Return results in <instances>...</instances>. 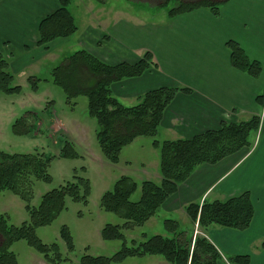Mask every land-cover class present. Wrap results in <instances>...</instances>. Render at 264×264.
<instances>
[{
    "label": "trees",
    "instance_id": "obj_1",
    "mask_svg": "<svg viewBox=\"0 0 264 264\" xmlns=\"http://www.w3.org/2000/svg\"><path fill=\"white\" fill-rule=\"evenodd\" d=\"M229 0H165L152 8L166 9L170 18L206 8L213 15L220 14V7ZM59 8L46 16L39 26L37 45L48 48V44L58 38H69L78 30L76 19L71 12L73 0H59ZM174 3V5H170ZM156 9V10H155ZM227 47L231 51V64L253 78L259 77L262 65L251 60L239 43L229 40ZM10 55L0 51V91L6 94L19 93L21 86L14 85L15 76L10 71ZM155 68L153 54L146 51L135 63L107 64L90 52L79 49L67 55L64 60L51 70L52 81L61 87L68 100L80 95L88 97V111L96 119L97 140L106 158L112 163H119L124 147L137 137L154 138L153 146L160 150L161 183L147 178L141 183V198L132 201L139 185L129 176L119 177L114 187L103 193L101 207L114 212L125 219L124 224H107L102 230L104 240L124 241L121 249L111 257L84 255L79 264H112L125 261L133 256L163 257L170 264H220L221 255L207 240L198 235L192 249L193 235L181 228L179 221L166 219L164 227L169 233L142 235L141 241L133 239L127 245L123 229L133 230L143 226L154 217L164 202L173 195L179 184L187 180L194 169L201 164H215L225 157L251 146V136L259 130L261 116L253 115L247 121H223L219 129L207 130L192 138L165 140L156 137L159 132L164 112L179 91L190 92L187 88L161 87L150 90L140 96L134 106L122 104L112 92L111 85L124 79L140 77ZM28 81L33 90H37L40 79L30 76ZM264 108V94L258 97ZM38 121L34 112H27L15 124V129L27 133ZM61 151L63 157H78L75 145L65 141ZM51 159L44 154H19L0 151V191L9 190L26 203L30 220L19 226L9 223L8 218L0 215V264H18V258L12 245L26 240L29 245L44 255L49 264H63L64 257L56 243L45 244L36 234V229L53 223L66 206V199L88 203L91 183L88 178L75 174L72 181L42 195L38 206L31 205L34 197L35 180L50 181L48 172ZM185 211L193 223H199L207 230L211 225H218L234 230H247L254 217V207L248 192L226 201H205L203 204L191 203ZM61 238L69 251L74 250L73 237L67 226L61 230ZM264 248V242H263ZM192 249V250H191ZM231 263L249 264L248 255L230 256Z\"/></svg>",
    "mask_w": 264,
    "mask_h": 264
},
{
    "label": "crops",
    "instance_id": "obj_2",
    "mask_svg": "<svg viewBox=\"0 0 264 264\" xmlns=\"http://www.w3.org/2000/svg\"><path fill=\"white\" fill-rule=\"evenodd\" d=\"M78 1L73 0L70 7L78 31L69 38L53 40L46 48L37 45L39 26L59 8V0H0V51L9 48L8 44L20 51L18 57L5 51L10 55V71L24 78L28 67L37 61L51 60L56 54L64 60L74 47L111 65L135 64L150 51L154 69L140 77L114 82L111 89L126 106L136 105L140 96L153 89L190 90L179 91L166 108L157 135L160 142L192 138L219 129L223 121L241 122L253 115L262 116L249 148L215 164L198 165L160 209L166 212L164 218L183 222V229L192 230L194 238L196 223L187 215V205L226 201L248 192L254 217L247 230L211 225L201 231L220 253V264H231L226 256L238 255H248L249 264H264V112L258 102L264 94V0H229L221 5L219 15L199 8L174 18L164 9L155 15L143 6L141 13L150 17L119 18L109 25L95 23L92 17L81 22L76 12L82 8L87 12L88 8L92 14L93 8L79 1V9ZM87 2L91 4L93 0ZM229 40L239 43L249 59L263 64L259 77L253 78L232 66ZM61 46L66 49L63 54L59 52ZM24 52H28L25 57ZM29 53L37 54V58H29ZM142 169L145 178L152 180L149 176H154L161 183L159 170L151 175ZM162 262L165 263L158 261Z\"/></svg>",
    "mask_w": 264,
    "mask_h": 264
},
{
    "label": "rangeland",
    "instance_id": "obj_3",
    "mask_svg": "<svg viewBox=\"0 0 264 264\" xmlns=\"http://www.w3.org/2000/svg\"><path fill=\"white\" fill-rule=\"evenodd\" d=\"M79 1L93 8V13H89L88 8L87 12L85 8L80 9L82 4ZM79 1L80 10L76 13L80 16L81 22L92 17L95 23L109 25L119 18L129 19L134 16L148 18L150 17L148 13H141L143 6L147 11H151L152 9L148 7L154 8L165 0H93L92 5L88 4L87 0ZM62 46L59 48L61 54L66 51ZM8 47L3 50L5 55H7L5 51L17 55L16 57L20 55L19 47H14L12 44H8ZM77 49V47L70 48V52L66 55H71ZM34 53H29V58H37L38 52ZM27 55L28 52L22 54L23 57ZM56 55L51 60H39L34 66H29L24 78L15 76L14 85L21 86L19 93L6 94L0 91V151L10 154L41 153L51 159L48 168L51 180H35L34 197L31 202L33 206L39 205L43 194L72 181L75 174L90 180L91 192L88 203L76 202L69 197L66 199L65 209L52 224L36 229V234L43 243L48 245L56 243L59 246L65 260L63 264H79L84 255L111 257L121 249L124 241L104 240L102 230L107 224L122 226L125 219L114 212L104 210L100 205V199L105 191L114 187L119 177L129 175L139 185L131 197L132 201H138L141 198V183L147 177L142 168L144 167L151 175L158 170L160 172L158 168L160 150L153 146L154 138L139 136L130 145L124 147L119 163L109 161L97 140L98 123L88 111V97L80 95L68 100L65 91L53 83L51 68L62 61L59 55ZM30 74L40 79L37 90H33L28 81ZM27 112H34L38 121L27 133H22L15 129V124ZM156 138L161 140L159 136ZM65 141L75 145L78 157L61 156ZM149 177L155 183H160L154 176ZM25 206L26 203L11 191H0V215L4 214L10 224L19 226L30 220ZM165 213L160 209L149 219L151 221L143 226L133 230L123 229L127 245L131 246L133 239H137L138 242L143 240V234H146L147 238L153 235L167 236L169 233L164 227ZM63 226L69 228L73 237V251L68 250L65 241L61 238ZM180 226L183 229L185 224L181 222ZM197 227L202 230L199 223ZM189 233L192 236V230ZM207 240L213 245L209 238ZM11 250L17 255L18 264H49L44 255L26 240L15 242ZM226 257L229 260V256ZM157 260L165 261L160 264H170L159 255L133 256L123 262L112 264H159Z\"/></svg>",
    "mask_w": 264,
    "mask_h": 264
},
{
    "label": "built area",
    "instance_id": "obj_4",
    "mask_svg": "<svg viewBox=\"0 0 264 264\" xmlns=\"http://www.w3.org/2000/svg\"><path fill=\"white\" fill-rule=\"evenodd\" d=\"M198 222L196 223L195 227V233H194V238H193V243H192V248L194 247L195 244V239L198 235L203 236L205 238H208L206 234H204L198 227H197Z\"/></svg>",
    "mask_w": 264,
    "mask_h": 264
}]
</instances>
